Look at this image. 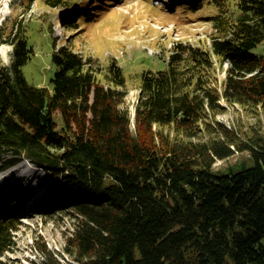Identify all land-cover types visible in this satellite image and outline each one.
<instances>
[{
    "label": "trees",
    "instance_id": "obj_1",
    "mask_svg": "<svg viewBox=\"0 0 264 264\" xmlns=\"http://www.w3.org/2000/svg\"><path fill=\"white\" fill-rule=\"evenodd\" d=\"M74 1L46 3L72 8ZM185 4L214 7L216 32L208 47L177 42L165 69L142 73L134 129L126 76L115 59L103 83L69 37L60 46L53 38L52 89L38 86L23 71L33 52L26 28L1 31L13 58L8 66L0 57V158L4 166L28 159L58 179L43 211L75 216L67 264H264V132L242 137L219 122L216 137L200 131L221 97L264 107V53L252 52L264 42V0ZM80 24L77 16L66 23L76 30ZM215 60L228 63L222 94L212 85ZM165 126L182 138L166 135ZM237 151L252 163L214 170ZM18 223L0 215V257ZM40 250L41 264H66L45 244Z\"/></svg>",
    "mask_w": 264,
    "mask_h": 264
},
{
    "label": "rangeland",
    "instance_id": "obj_2",
    "mask_svg": "<svg viewBox=\"0 0 264 264\" xmlns=\"http://www.w3.org/2000/svg\"><path fill=\"white\" fill-rule=\"evenodd\" d=\"M94 1L97 0H75L70 8V5L54 7L46 0H0V35L1 31L8 35L15 29L26 28L33 52L23 66L25 76L32 84L51 89V79L56 71L54 39L60 46L69 37L73 47L85 59H92L91 65L106 84L104 72L110 61L115 59L126 76V106L131 110L134 129V111L140 96L142 73L165 69L177 42L210 46L216 32L210 17L217 10L209 4L196 11L182 7L188 0H104L97 2L91 10L88 5ZM91 12L92 18L87 19ZM76 16L80 19L81 29H69L66 23ZM0 40L1 60L9 66L13 47L1 36ZM252 52L264 53V42ZM215 66L212 85L222 94L228 63L216 61ZM218 103L217 110H207V116L200 123L202 138L218 136V131H214L218 122L236 130L242 137L255 130L264 132V107L243 106L224 97ZM163 131L172 138H182L173 126H165ZM4 156L0 158V215L17 216L19 223L12 231V246L0 257V264H41L43 254L40 247L44 244L67 264L72 257L64 247L66 237L74 228L75 216L73 212L65 211L50 216L43 211L46 205L44 197L57 185L58 179H52L28 159L4 166ZM242 162L252 163L249 153L237 151L229 158L218 159L214 170L224 171L230 166L238 169L237 164ZM7 207L10 208L8 214Z\"/></svg>",
    "mask_w": 264,
    "mask_h": 264
}]
</instances>
